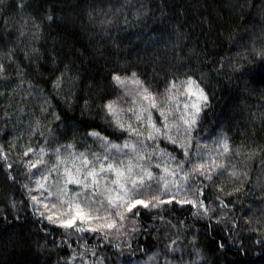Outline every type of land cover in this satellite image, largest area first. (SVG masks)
I'll list each match as a JSON object with an SVG mask.
<instances>
[{"label": "trees", "instance_id": "1", "mask_svg": "<svg viewBox=\"0 0 264 264\" xmlns=\"http://www.w3.org/2000/svg\"><path fill=\"white\" fill-rule=\"evenodd\" d=\"M0 65V264H264V0H0ZM133 73L157 108L131 82ZM189 78L208 97L190 134L179 120L184 103L197 99L180 95ZM172 84L178 87L168 100ZM109 102L139 136L115 126ZM148 112L161 128L155 140L147 139L153 131ZM165 123L177 143L165 138ZM92 131L116 144L131 141L142 156L151 153L138 162L156 178L183 184L176 199L197 206L173 200L132 212L122 208L126 219L115 218L119 230L104 235L49 223L39 213H51L30 197L49 208L56 203L52 212L59 215L56 182L63 187V180L51 173L46 187L57 193L51 197L35 190V181L44 182L41 172L49 175L57 148L61 158L104 155ZM41 148L45 164L31 168ZM125 152L109 155L137 163ZM199 164L206 165L205 176L192 171ZM134 173L142 174L140 168ZM148 183L152 187L139 198L172 199L163 181Z\"/></svg>", "mask_w": 264, "mask_h": 264}, {"label": "snow or ice", "instance_id": "2", "mask_svg": "<svg viewBox=\"0 0 264 264\" xmlns=\"http://www.w3.org/2000/svg\"><path fill=\"white\" fill-rule=\"evenodd\" d=\"M50 18V17H49ZM3 71V66L0 65V72ZM135 73L132 74L133 79L132 83L139 85L143 91L141 93L144 100L149 101L151 108H157L158 105L155 102V98L149 93L147 88H143L142 82L138 79H135ZM113 79L117 82L118 85L125 84V79H122L120 76H114ZM184 85V91L180 92V95H195L197 99L195 101L185 102L184 109L186 110L184 114L179 116V120L186 125V131L190 134L191 131L197 125L199 114L202 112L204 108L207 107L208 97L204 93L203 89L199 87L196 81L189 78L187 81L181 82ZM176 84H172L168 89L170 95L168 96V100H173L175 97L171 95L172 89L177 88ZM195 89V91H193ZM108 115L114 118L115 126L121 131H125L129 134V136L137 135L139 136L140 129L133 127L132 124H125L120 119V111L115 102H109L106 106ZM188 109H193V111H187ZM177 111L179 109H176ZM147 111V109H145ZM160 115L167 120V116L163 109H160ZM135 119L137 121H142L144 118L141 115H136ZM147 123L150 125L152 132L149 133L147 139L155 140L158 135L161 134V128L157 127L155 122L152 120L151 112H148ZM178 127V125H172ZM170 126L165 123V138L168 139L171 143H177L176 139L173 136L167 135V130ZM155 133V135L153 134ZM88 135L92 136L95 140L101 141V147L105 149V154L100 155L98 153H92L91 158L86 155L84 152L69 153V158H61L60 149L57 148L54 150L56 156V163L53 164L50 168L47 169L49 175H44L43 172L40 173L43 183L40 179L35 181L36 189L44 190L48 192V197L53 195H57V193L51 192L47 187V181L50 178L51 173L57 172L59 173L60 179L63 180V187H60L59 180L56 182V187L58 189V200L59 205L63 209L60 211L59 215L56 212H52V209H57L58 205L56 203L49 205L44 203L43 200L38 199L37 196H31L30 199L33 204H42L44 209L51 214L45 215V212L41 211L39 213L40 216L47 219L49 223L57 224L59 227L65 229H73L77 233L83 232H100L101 235H104L105 229H116L117 220L116 217L119 218L120 221L126 219V212L120 211V209H126L127 212H132L134 208L137 206L143 208H156L160 204L163 203H172L175 200L176 203H190L193 206H197L196 202L189 199H176L179 195L180 190L183 188V184L172 181H167L163 176L156 178L153 173L145 168L144 165L140 164L138 161L143 159H151V153L145 157L137 151V146L135 143L126 140L123 145L116 144L108 141L106 137L101 136L99 132L92 131L88 133ZM141 143H143L141 141ZM220 146L223 148V153H228L230 151L228 141L225 138H222L219 141ZM180 147H185V145L181 144ZM66 149H72L73 145L65 146ZM125 149L130 153L135 154V159L137 163H133V159L129 158L127 163L123 159H119L115 154L109 155L115 150V153H120L125 156L128 153L125 152ZM33 149L29 148L25 155H28L29 152H32ZM44 155H46L45 149H40L39 158L33 163L29 162L31 168H36L37 165L45 164ZM160 155H169L164 150L160 151ZM185 157L188 156L187 148H185L184 152ZM174 159V157H173ZM107 162V163H105ZM63 167V171L60 172L61 166ZM9 167H11L9 165ZM156 167L159 168L160 164H156ZM216 168L222 169L224 167L223 164H216ZM135 168H140L142 174L134 173ZM182 164L177 165V169H181ZM205 164H199L194 166L193 172L199 171L201 176H205V171H201L205 169ZM165 172H169L167 166L164 168ZM171 175L175 176L177 174V170H171ZM109 175L114 176L115 179L109 180ZM234 175V173H233ZM135 177V178H134ZM207 179H211V174L206 176ZM184 182L189 180V174L185 173L181 178ZM156 180L159 184L160 181H163V191L164 192H172V199L164 201L161 199L160 195H152L150 199H141L139 198L144 194L142 190L150 189L152 187L151 182ZM102 182L103 186H102ZM169 183H171L172 187H169ZM74 185L79 191H75L73 189H69L68 185ZM111 184L112 187L108 185ZM27 187V185L25 186ZM173 188L175 191H173ZM33 189H29L31 192ZM43 194V193H42ZM114 194V195H113ZM163 192H161V195ZM48 197H45L47 199ZM96 197H103L102 199H96ZM200 207H203V201L199 203ZM101 210H103L104 214H101ZM73 212L75 214H73ZM135 215H139V211L135 212ZM55 217V218H54ZM77 220L80 221V224H77ZM93 220L103 221L102 223L96 224L92 227H84L83 225L88 222L91 223Z\"/></svg>", "mask_w": 264, "mask_h": 264}]
</instances>
